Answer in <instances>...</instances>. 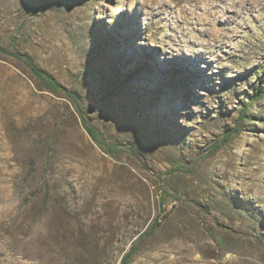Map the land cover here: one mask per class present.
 <instances>
[{
	"label": "rangeland",
	"instance_id": "374dc122",
	"mask_svg": "<svg viewBox=\"0 0 264 264\" xmlns=\"http://www.w3.org/2000/svg\"><path fill=\"white\" fill-rule=\"evenodd\" d=\"M208 6L0 0V46L74 90L118 149L0 54V264H264V9L221 53L231 71L211 78L167 41L175 29L202 39L181 13Z\"/></svg>",
	"mask_w": 264,
	"mask_h": 264
},
{
	"label": "bare ground",
	"instance_id": "6f19581e",
	"mask_svg": "<svg viewBox=\"0 0 264 264\" xmlns=\"http://www.w3.org/2000/svg\"><path fill=\"white\" fill-rule=\"evenodd\" d=\"M208 5L209 6L207 10L202 12L200 14V17L187 12L181 13V16L185 17V19L187 18L194 22H201L203 38H197L193 33L185 32L182 29L172 30L173 33H169V36L167 38L168 43L174 46L173 48H170L172 50L170 54H172V56H179L180 58L185 60L193 61L196 65V68H198V73L200 74L212 75V67L220 68L221 71H219V73H228L231 71V68L222 67L223 59L221 53L226 48L230 50L231 46L229 44H233L232 42L241 34V32H243V30H245V28L249 24L248 20H246V16H248L251 21H257L260 13H256L257 15L254 16L252 15V12L260 11L262 13L264 9V0H251L249 2L236 0H231L230 2H227V0H208ZM229 24L231 25L225 26ZM193 46L197 47L196 49L198 52L193 53ZM181 48H183L184 51ZM183 63L186 64L185 62ZM65 233L66 230L61 229L59 234ZM82 248V240L79 237H74L69 250L80 256ZM66 251L67 250H65V252ZM185 260L187 259L181 257L177 260V262L183 263ZM1 261H4L3 257H0V262ZM6 262L7 264H22L13 262L8 263V260ZM197 264L200 263L197 262ZM202 264L209 263L203 262Z\"/></svg>",
	"mask_w": 264,
	"mask_h": 264
},
{
	"label": "trees",
	"instance_id": "16d2710c",
	"mask_svg": "<svg viewBox=\"0 0 264 264\" xmlns=\"http://www.w3.org/2000/svg\"><path fill=\"white\" fill-rule=\"evenodd\" d=\"M0 54L10 55L12 58H15L18 61H20L26 67L29 74L32 76V78H34V80L36 81V83L42 90L52 93V94L60 95L63 98L70 101L75 107L76 113L81 121L82 127L84 128L87 135L91 138V140L96 145L106 150L109 154H113L116 152V150H118L117 147L107 144L101 138V136L98 134L95 128L89 124L85 114L80 110V99H79L78 94L74 90L67 88L63 86L62 84H60L51 74H49L46 70L38 66L33 60V58L29 56L28 54H25V53L11 54L7 50L2 48L1 46H0ZM261 96H262V89H261V86H259L256 90H253L252 96L248 100V105L251 106L257 99L261 98ZM242 116L243 114L240 115V117ZM233 131H235L234 128L231 129L229 132H227L225 134V137H228L231 134H233L234 133ZM157 223H158V220L155 219L154 224L157 225ZM152 230L153 229L151 228L150 231ZM137 243H140V239L137 240V242L133 246L130 247L129 252L123 258L124 261L130 258V256L132 255L135 249V245Z\"/></svg>",
	"mask_w": 264,
	"mask_h": 264
}]
</instances>
